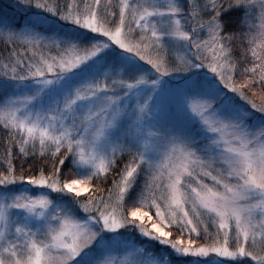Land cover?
<instances>
[{
    "label": "snow or ice",
    "instance_id": "6c2138e0",
    "mask_svg": "<svg viewBox=\"0 0 264 264\" xmlns=\"http://www.w3.org/2000/svg\"><path fill=\"white\" fill-rule=\"evenodd\" d=\"M12 7L0 264H264V0Z\"/></svg>",
    "mask_w": 264,
    "mask_h": 264
},
{
    "label": "trees",
    "instance_id": "16d2710c",
    "mask_svg": "<svg viewBox=\"0 0 264 264\" xmlns=\"http://www.w3.org/2000/svg\"><path fill=\"white\" fill-rule=\"evenodd\" d=\"M14 3L16 4L18 2V0H13ZM12 6L14 5H10L9 7H6L5 10H3V12L0 14V22H5V21H10L12 19H19V12L22 10V9H14ZM11 11H14V12H11V11H6L7 9H9ZM239 16L238 13L236 12H230L228 13V15L224 16L223 17V20H224V23H225V31L228 32V31H232V30H238L237 29V24H238V19L237 17ZM1 25V24H0ZM2 51H6L4 45L2 42H0V52ZM2 134V133H0ZM17 163H19V161H17ZM29 163H31V161H29ZM28 168V165L26 164L25 165V169Z\"/></svg>",
    "mask_w": 264,
    "mask_h": 264
},
{
    "label": "rangeland",
    "instance_id": "374dc122",
    "mask_svg": "<svg viewBox=\"0 0 264 264\" xmlns=\"http://www.w3.org/2000/svg\"><path fill=\"white\" fill-rule=\"evenodd\" d=\"M10 5H15L13 0H0V12L2 13L3 10H5V8L9 7ZM6 11H11V10L9 8ZM11 12H14V11H11ZM0 24H1L0 26H2L1 22H0ZM172 79H173V83H178L179 82L178 76H176V77H174ZM136 236L139 237V234L136 233ZM145 240H146V238L139 237V239L137 240V243L142 245ZM154 251H156V250L154 249Z\"/></svg>",
    "mask_w": 264,
    "mask_h": 264
}]
</instances>
